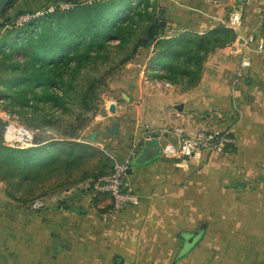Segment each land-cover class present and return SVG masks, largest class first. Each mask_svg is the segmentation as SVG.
<instances>
[{
  "label": "crops",
  "instance_id": "crops-1",
  "mask_svg": "<svg viewBox=\"0 0 264 264\" xmlns=\"http://www.w3.org/2000/svg\"><path fill=\"white\" fill-rule=\"evenodd\" d=\"M41 1L20 0L6 17L38 8ZM166 1L169 8L163 9L169 12L170 36L184 30L202 34L221 24L229 27L232 11L241 12L242 26L235 31L239 42L248 45L252 61L246 74L247 89L234 84L238 59L224 46L208 54L198 82L188 89L174 87L172 94L145 90L141 100L134 99V93L126 103L113 102L119 132L115 145L122 147L120 162L136 155L141 143L162 148V154L151 162L130 163L128 180L140 203L115 211L112 198L98 192L96 199L87 202L92 207L82 214L77 242L59 246L53 251L54 258L29 260L28 264H198L177 261L179 249L174 241L178 234L187 241L186 236L195 231L182 232L181 228L194 226L198 219H204L205 235L211 239H207L206 250L248 253L245 259H208L201 264L260 263L264 254V177L260 173L264 164V31L260 27L264 0ZM8 31L9 26L1 23L0 40ZM248 92L251 103L245 102ZM246 104L251 108L246 109ZM108 105L94 121L99 134L114 122ZM3 116L0 110L2 124ZM176 127L189 134L230 128L236 141L224 153H204L199 162L177 158L180 137ZM215 235L221 236V243L211 242ZM234 235L241 243H224L229 239L225 237ZM190 246L185 244L184 250Z\"/></svg>",
  "mask_w": 264,
  "mask_h": 264
},
{
  "label": "trees",
  "instance_id": "trees-1",
  "mask_svg": "<svg viewBox=\"0 0 264 264\" xmlns=\"http://www.w3.org/2000/svg\"><path fill=\"white\" fill-rule=\"evenodd\" d=\"M19 1L11 0L0 14V24L9 26L0 40V105L11 115H22L29 126L37 118L65 138L28 149L0 142V163L13 173L19 170L20 183L28 185L37 181L44 167L50 166L53 173L62 166L70 169L94 150L93 145L66 138L75 137L95 115L97 85L91 81L85 87L83 82L96 73L94 69L112 64L117 53L111 45L114 39L117 49H125L133 43L139 23L148 22L145 35L137 38L120 63L131 59L139 47L155 44L154 66L163 68L162 76L192 86L198 82L208 54L237 37L224 24L202 34L184 30L166 37L167 22L154 18L153 0H69L66 9L47 3L6 17ZM51 4L54 11L47 10ZM38 10L45 12L22 25L17 23L20 15ZM109 172L99 173L94 180Z\"/></svg>",
  "mask_w": 264,
  "mask_h": 264
},
{
  "label": "rangeland",
  "instance_id": "rangeland-1",
  "mask_svg": "<svg viewBox=\"0 0 264 264\" xmlns=\"http://www.w3.org/2000/svg\"><path fill=\"white\" fill-rule=\"evenodd\" d=\"M68 1L42 0L40 6L47 3L63 5ZM78 1L88 3L90 0ZM153 1L154 5L151 7V11L154 18L159 19L162 24H166L169 20V12L168 10L167 12L162 11V9L164 7L169 8L168 2L166 0ZM175 10L179 11L177 8ZM162 14L165 16L163 17ZM147 26L148 22L146 21L139 23L133 43L138 37L145 35ZM117 43L118 40L115 39L111 42V45L114 46L113 51L117 50L112 64L94 69L96 73L87 76L83 82L85 87L91 81H95L97 85L99 101L95 115L92 119H89L86 126L78 130L75 137L66 138L75 143L93 145L94 150H90L82 162L75 164L70 169L62 166L63 168L60 167L59 170L53 173L50 166L44 167L38 173L37 181L32 182L30 185L20 183L22 180H19V170L13 173L11 167H3V163H0V262L2 264H28L29 260L51 259V257L54 258L53 251L59 246L63 247L77 242V229L83 225L82 214L88 207H92L91 205L88 206L87 202L90 199H96L99 194L93 188L94 178L101 172L111 171L116 163L120 162L118 154L122 147L115 145L116 136L118 137L119 132L113 133L107 127L106 130H101L99 134L100 127L94 122L107 104H109L110 115L117 117V113L111 111V106L115 105L113 102L126 103V100L129 101L130 95L134 93V99L141 100L145 90L146 92L172 94L174 87L176 89H188L191 86L184 80L173 83L162 76L163 68L154 66L153 59L157 51L155 44L139 47L131 59L120 63L121 59L130 53L133 43L125 49H117L115 46ZM103 71H106V73ZM102 74L104 75L101 76ZM241 84L247 89L246 77ZM246 97L248 99L246 98L245 102L251 103L252 99L249 92ZM248 108H251L250 104H246V109ZM0 110L3 111L4 115V123H0L4 137L0 139V142L7 146L28 149L45 145L53 139H65L59 137L56 128L46 126L49 124H44L43 121L37 118L33 119V124L29 126L22 115L20 117L16 112L11 115L4 109L3 104L0 105ZM247 114L249 115V113ZM248 118L245 117V119ZM112 125H114V122ZM22 127L33 133V139L31 132L28 131L27 133H30L31 136L25 140H19L21 139L19 128ZM227 129L234 136L233 131L230 128ZM96 130L98 131L96 139L91 141L90 137ZM31 139L32 141L25 142ZM72 205L75 208H72ZM203 223L204 219H198L194 226L183 227L181 231L193 232L199 230ZM205 234L206 229L196 244L191 245L187 250H184L185 239L180 234L175 235L174 241L178 243L175 249H179L176 252L177 254L175 253V259L177 261L192 260L201 264L208 259L240 260L246 258L245 254L248 253L243 251L212 253L206 250L207 239H211L210 236ZM225 238L229 239L224 240V243H241L239 237L235 235ZM211 242H214V244L221 243V236H213ZM250 254H253L254 257L257 256L255 252ZM259 264H264V254L260 257Z\"/></svg>",
  "mask_w": 264,
  "mask_h": 264
},
{
  "label": "built area",
  "instance_id": "built-area-1",
  "mask_svg": "<svg viewBox=\"0 0 264 264\" xmlns=\"http://www.w3.org/2000/svg\"><path fill=\"white\" fill-rule=\"evenodd\" d=\"M69 7L70 3L61 5L63 9ZM47 10L54 11L55 6L51 4ZM44 12L45 10H38L34 14L27 13L20 15L17 19V23L22 25L31 18L42 15ZM240 26H242V14L239 10H234L229 16V27L236 30ZM260 27L264 31V10L260 15ZM259 47L263 48V44H259ZM228 49L229 54L238 59L234 84L239 85L252 66L249 47L246 43H241L235 38L228 45ZM175 133L180 137L179 147L175 152V156L177 158H190L197 162L201 161L204 153H224L227 147L234 144L236 141L230 130L226 128L199 129L194 134H189L183 127H176ZM31 134L33 139V133L31 132ZM32 139L25 142H30ZM130 163V159L118 162L111 172L100 175L93 181V188L97 192L107 193L112 198L113 210L115 211L140 203L138 194L134 191L128 180L127 170ZM260 173L264 177V164L260 166Z\"/></svg>",
  "mask_w": 264,
  "mask_h": 264
},
{
  "label": "water",
  "instance_id": "water-1",
  "mask_svg": "<svg viewBox=\"0 0 264 264\" xmlns=\"http://www.w3.org/2000/svg\"><path fill=\"white\" fill-rule=\"evenodd\" d=\"M11 0H0V14L3 12L5 7L9 4ZM164 11V9H162ZM111 111L116 112L115 105L111 106ZM114 125L108 127V129L113 132H118V119L116 117L113 118ZM98 134V131L96 130L90 137L91 141L96 139V136ZM136 155H132L130 157L131 165H144L148 162L153 161L158 156L162 154V148L159 145L156 144H146L141 143L136 147L135 149ZM132 167H128L127 173L131 174ZM205 229V225L203 224L199 230L195 231L194 233H191L186 236V246L193 245L197 239L203 234Z\"/></svg>",
  "mask_w": 264,
  "mask_h": 264
},
{
  "label": "bare ground",
  "instance_id": "bare-ground-1",
  "mask_svg": "<svg viewBox=\"0 0 264 264\" xmlns=\"http://www.w3.org/2000/svg\"><path fill=\"white\" fill-rule=\"evenodd\" d=\"M20 129V131H19V137L21 138V139H19V140H25V139H27V138H29L31 135H30V133L28 134L27 132V130L25 129V128H19Z\"/></svg>",
  "mask_w": 264,
  "mask_h": 264
}]
</instances>
